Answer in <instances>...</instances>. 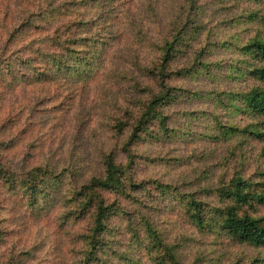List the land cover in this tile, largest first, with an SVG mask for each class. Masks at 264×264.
<instances>
[{
    "label": "trees",
    "instance_id": "obj_1",
    "mask_svg": "<svg viewBox=\"0 0 264 264\" xmlns=\"http://www.w3.org/2000/svg\"><path fill=\"white\" fill-rule=\"evenodd\" d=\"M226 1L248 4L250 11L226 18L212 0H180L155 37L137 36L130 0H0V194L30 212L46 199L49 210L64 217L59 228L70 217L82 219L83 248L74 264H140L142 257L144 264H264V214L258 213L264 165L254 176L240 167L204 183H162L139 170L142 161L180 162L169 152L179 147L169 144L182 141L184 129L188 137L198 135L193 140L264 142V0ZM237 20L246 25L243 37L230 31ZM209 23L225 25L226 39ZM219 48L227 56L214 61ZM222 70L237 84L216 88ZM202 82L211 88H200ZM95 100L107 107L100 131L108 143L92 153L86 145L101 134L91 135L89 124L87 107ZM37 113L63 115L59 127L52 124L59 137L50 126L47 135L36 134L21 163L4 162L8 155L15 159L8 151L13 143L39 127ZM206 114L217 134L198 122ZM37 140H51L54 148L37 151ZM153 143L159 146L150 154ZM6 200L0 197V242L11 218L2 215ZM162 206L174 218L160 216ZM118 217L125 223L114 224ZM124 230L128 243L115 241ZM211 235L245 251L219 260L216 244L223 241H203ZM130 248L143 252L138 260Z\"/></svg>",
    "mask_w": 264,
    "mask_h": 264
},
{
    "label": "rangeland",
    "instance_id": "obj_2",
    "mask_svg": "<svg viewBox=\"0 0 264 264\" xmlns=\"http://www.w3.org/2000/svg\"><path fill=\"white\" fill-rule=\"evenodd\" d=\"M180 0H130L128 4V19L130 23L136 28L137 36L150 35L159 37L160 34L166 29L165 24L167 19L170 18L172 12L174 13L179 5ZM233 4L228 1H219L212 0V8L217 9L226 15V18H235L238 19V16L232 14V11H238L239 15H245L247 11H250V5L240 3L237 7L232 6ZM182 7V4H180ZM206 14L211 12L210 8L205 9ZM218 18V17H217ZM245 20V18H244ZM243 20V21H244ZM243 21H238L232 26L231 32H237L238 37H243L247 34V32L242 33L241 31L246 27ZM209 29H213V31L218 35V37H224L227 35L225 30V25H220L217 23L206 24ZM130 28V27H129ZM229 28V26H228ZM208 28H205L207 30ZM229 30V29H228ZM238 30V31H237ZM135 31V32H136ZM216 37V38H218ZM225 38V37H224ZM226 39V38H225ZM135 45L134 47H137ZM141 47V46H140ZM143 55L148 53V47L139 48ZM220 50V48H219ZM227 56L224 51L218 52V58H214V61L219 59H225ZM110 63V62H109ZM110 65L108 64V67ZM101 78V76L99 77ZM236 78H229L226 74L225 70L219 74V80L215 83L216 88H227L231 85L237 84ZM203 84H199L200 88H211L210 83L202 82ZM123 84L114 83L113 88H117L118 86ZM126 86V85H124ZM77 100L79 99L76 98ZM81 101V100H80ZM88 101V100H87ZM95 100L93 105L87 107L89 109V124L92 123L91 126V135L94 133H101L100 128L102 125L106 124V117H104V109H106V105L102 106L98 101ZM121 101V100H120ZM82 103V102H81ZM81 103L78 104L76 102V107L80 106ZM62 116L63 115H39V113L34 114V118L36 123L39 125L35 129L33 135H29L26 138L20 137L16 144V148L11 146L9 153L13 151L16 153L15 159L11 158V155H8L4 162L6 163H21L18 159L23 154V152L27 149H30V145L33 141H35L39 136L36 134L39 132L40 136L47 135L45 129L48 127H54L53 123L59 127L62 124ZM75 120V117H73ZM240 118L241 122H245L246 117L244 115H239L237 117ZM212 116L206 114L202 116L198 122L203 123L204 131L206 129L209 130V133L215 131L217 134V130L212 129L211 125ZM76 121V120H75ZM200 126V125H199ZM56 131V138L59 137L58 128L54 127ZM15 131V130H14ZM189 131L184 129L183 133H185L182 141H175L170 143V146H177L180 150L174 151L169 149V152L175 155H179L180 162L174 163L169 162L167 160H162V162L157 163H149V162H140V171L142 174L140 175L143 178H160V181H180L182 179L195 180V178L200 179L201 183L209 178H218V177H227L232 173L236 172L240 167H243L247 172L246 174H251L254 176L258 171L259 166L264 165V142L259 141H239L237 144L235 140L234 143L225 140H217V142H210L209 140L196 139L193 140V137L198 136L196 133L194 136L189 135ZM16 133V131H15ZM90 133H87V135ZM90 135V134H89ZM97 137L98 140H93V142L88 141L86 148L92 152V148L100 146L101 144L108 143V139L105 134L101 133ZM184 139H187L184 141ZM69 143V142H68ZM231 143V144H230ZM34 146L38 147L37 151L44 150L48 148H54L53 141L46 140H37ZM159 145L157 143H153L152 145H148L147 152L152 154L157 152V147ZM93 153V152H92ZM172 157V160L175 158ZM163 173V176L161 175ZM193 178V179H192ZM163 180V181H162ZM0 197L6 200V205L8 204V208L3 210V216L6 218L10 216L5 222V232L6 238L1 239L0 242V264H74V260L78 257V250L83 248L82 242L78 239L79 235L83 231V225L85 222L82 219L74 217H70L66 226H61L59 228V223L63 220V218H59L55 216V209L49 210L48 202L43 200L44 205L40 206L37 212H30L29 208L22 207V203L18 205L17 208L10 206V198L9 194L1 193ZM161 207V206H160ZM163 207V206H162ZM160 216L163 217H171L174 218V211H171V208H161ZM62 212L63 216L68 215V209L65 208ZM259 214H264V209L259 210ZM8 214V216L6 215ZM120 221L125 223L124 219L118 217L114 224L119 223ZM125 226V225H123ZM128 236H126L125 230L119 233L114 234L115 241L128 243ZM212 239L213 242L218 241L221 242L224 239H216L213 235L211 238H204L203 241H210ZM127 247V245H125ZM217 247V259L224 260L227 258L225 255L227 252H235L237 250L243 252L245 249L238 247L229 246L228 241H223L222 244H216ZM124 249V248H122ZM18 252L20 254L16 255ZM129 254H133L134 258L138 260V257H141L142 253L138 251H132V249H128ZM17 259V260H15ZM145 257L141 258V263L144 264ZM120 264H124L123 261H120Z\"/></svg>",
    "mask_w": 264,
    "mask_h": 264
}]
</instances>
